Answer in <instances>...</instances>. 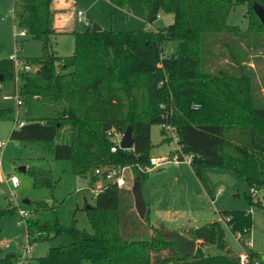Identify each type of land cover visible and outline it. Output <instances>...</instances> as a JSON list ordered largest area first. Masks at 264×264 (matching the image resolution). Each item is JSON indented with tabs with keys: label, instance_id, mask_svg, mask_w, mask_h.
<instances>
[{
	"label": "trees",
	"instance_id": "1",
	"mask_svg": "<svg viewBox=\"0 0 264 264\" xmlns=\"http://www.w3.org/2000/svg\"><path fill=\"white\" fill-rule=\"evenodd\" d=\"M111 1L125 5V0ZM141 1L147 23L157 19L160 9L172 13L173 22L142 31H78L73 54L60 56L50 40L58 33L52 0H15L14 21L41 41L42 55L26 61L38 68L20 71L18 85L13 62L0 59V121L23 122L13 127L10 138L39 142L55 159L70 161L90 186L98 179L97 167L130 165L145 199L149 172L142 168L151 158L150 127L165 123L175 128L180 151L191 155L198 177L204 167H221L250 187L264 188V100L249 65L252 58L259 64L257 56H264V24L252 8L254 2L264 6V0ZM238 3L247 5L246 31L227 23ZM172 41L174 50L165 52ZM129 125L134 144L122 149L107 133L124 132ZM162 130L163 140L171 139ZM30 174L36 187L53 186L48 170L34 167ZM132 207L128 189L107 185L93 204L84 206L92 233L77 228L74 216L64 225L57 215L38 217L35 211L25 223L29 239L66 233L72 242L49 248L34 264H242L236 254L224 251V225L239 234L248 256L244 264H255V252L245 243L252 229L246 210H221L220 220L188 234L223 253L208 255L198 246L193 255L181 258L162 227L151 226L155 235L150 237L139 231L149 223L148 210L140 220ZM51 208L57 211L56 205ZM15 209L0 207V216ZM18 260V253H8L0 264Z\"/></svg>",
	"mask_w": 264,
	"mask_h": 264
},
{
	"label": "rangeland",
	"instance_id": "2",
	"mask_svg": "<svg viewBox=\"0 0 264 264\" xmlns=\"http://www.w3.org/2000/svg\"><path fill=\"white\" fill-rule=\"evenodd\" d=\"M59 1L61 0H52L55 9H58L59 6L56 4ZM14 3L15 0H0V59L8 60L12 54L21 61L40 57L42 55L40 40L27 34L15 35L21 28L17 26L12 15ZM66 5L65 13L68 15L60 21V26L64 27L65 31L50 37L54 52L60 56L72 55L74 33L91 28L93 23L99 25L102 30L142 31L149 28L161 29L173 22L172 13L160 9L157 19L152 24L147 23V9L141 0H125V5L121 7L111 0H68ZM78 11H82L81 21H78ZM246 11L245 3L235 4L227 15V23L238 26L241 31H246L248 29ZM175 45L174 41L167 43L165 52L173 51ZM215 47L221 48L220 45ZM262 55L257 56L262 62L257 64L258 61L252 58L249 65L256 71L260 84L259 95L264 100V86L260 76V69L264 67ZM15 72L19 74L18 69ZM15 83L20 84L19 77ZM13 127V121H0V141L5 143L0 151V207L16 208L13 212L0 216V258L8 253H22V246L27 245L30 248L29 256L32 261H37L49 248L67 245L72 242V238L63 233L48 239L35 240L32 236L29 239L25 225L18 223L21 219L19 210H26L31 214L36 211L38 217L57 215L64 225L70 224L74 216L77 228L92 233L93 229L87 219L84 206L86 203H94V190L88 188L86 181L75 174L70 161L55 159L39 142L11 139L10 132ZM161 129L159 124L150 127V157L167 158L172 149L176 148L174 140L169 138L163 140ZM162 131L164 135H168L165 129ZM34 167L49 171L53 181L52 187L34 185V178L30 174V169ZM8 173L15 174L19 178V185L15 189L11 188L6 180ZM133 174L129 169L124 170L129 199L134 205L131 187ZM148 179L153 200L157 199L156 203H159V206L167 205L172 217L177 220L190 219L193 225L201 227L219 218L218 212L221 210L248 211L252 218V229L250 238L246 239L245 243L249 246L251 244L255 250L254 260L257 264H264V188L259 195L252 196L251 187L236 173L221 167H204L198 177L189 162L184 160L178 162L169 160L161 163L160 166L149 171ZM147 189L148 186L145 185V197ZM9 194H13V200L10 199ZM26 200L29 202H25ZM39 202H46L47 207L45 209L40 207ZM53 205L57 206L56 212L51 208ZM132 208L134 210V207ZM151 226L153 225L146 223L139 231L146 234V237L154 236ZM191 230L192 228L183 229V232L188 236ZM224 231L226 242L224 251L238 256L242 251L239 245L240 239H236L237 235L231 233L225 225ZM198 244L208 255L224 252L213 244L203 241ZM83 264L91 263L86 261Z\"/></svg>",
	"mask_w": 264,
	"mask_h": 264
},
{
	"label": "built area",
	"instance_id": "3",
	"mask_svg": "<svg viewBox=\"0 0 264 264\" xmlns=\"http://www.w3.org/2000/svg\"><path fill=\"white\" fill-rule=\"evenodd\" d=\"M81 16H82V11H78L77 12L78 21H81ZM15 35L25 36L26 31L24 29H21L19 32H16ZM9 60H11L13 62L14 71L18 69L19 73H20V71L34 73L38 68L37 65H32L26 61H21L18 57H16L13 54L9 56ZM18 77H19V74H16V72H15V81L16 82L18 80ZM197 106L198 105H195L194 108H197ZM21 125H23L22 121L14 123L15 128H18ZM160 127L162 129H165L168 133L167 136L175 141L176 148L172 149V151L169 153L167 158L151 157L149 164L146 165L144 168H142L143 170L148 171V172L151 171V169L160 166L161 163H164V162L169 161V160H172L174 162L183 161V160L190 162V159H191L190 154H182L181 153L180 147L177 144L178 137H177L175 128L173 126H171L170 124H165V123L160 124ZM107 134L113 139V141L117 142L118 146H119L120 140L122 139V136H123V132H116L114 130H111V131H108ZM4 144L5 143L3 141H0V150L3 148ZM112 149L114 150L115 147H113ZM180 153L182 155L181 158L179 156ZM125 169H129V171H132V167L130 165L122 166V167H116V166H100V167H97L94 170V174L98 176V179L94 183L93 186H90L88 184L87 178L82 177V179L84 181H86L88 188L94 190L93 197L95 198V196L99 192H101L109 184H115L118 187H126V179L124 177V170ZM132 173H133V171H132ZM132 180L134 183V174L132 176ZM7 181L9 182L11 188H13V189L18 187V185H19V178L15 174H9L7 176ZM133 183H131V187H132ZM260 191H261V189H259V188L251 187L250 192H251L252 196H257L260 194ZM9 195H10V199L13 200V194H9ZM19 212L21 215V219L19 220L18 223L20 225H25L26 220L29 217H31L32 214L26 210H19ZM238 237H239V234H237L236 239H238ZM6 246L8 247V245H6ZM250 246H251V244H250ZM22 248H23V252L18 253L19 254L18 264H34V260L32 261V258L29 256V253H30L29 246L23 245ZM238 258H239L240 263H242V264L248 262V256H247L246 252L243 251V249L238 254ZM255 264H257L256 261H255Z\"/></svg>",
	"mask_w": 264,
	"mask_h": 264
},
{
	"label": "water",
	"instance_id": "4",
	"mask_svg": "<svg viewBox=\"0 0 264 264\" xmlns=\"http://www.w3.org/2000/svg\"><path fill=\"white\" fill-rule=\"evenodd\" d=\"M253 11L255 12L256 16L260 20L262 24H264V6L260 3L254 2L252 5ZM102 28L93 23L91 26V31H101ZM134 144V138L132 134V126H128L124 132L122 139L120 140L119 146L122 149H131ZM132 195H133V202L135 212L140 219H143L146 213V203L143 197L142 185L138 177L134 179V183L132 185ZM25 202H29L26 200ZM38 205L40 207H45L46 202H39ZM164 238L174 244L179 251V255L181 258H185L187 256L193 255L196 251L197 244L196 241L187 237L178 231L175 230H167L164 231Z\"/></svg>",
	"mask_w": 264,
	"mask_h": 264
},
{
	"label": "crops",
	"instance_id": "5",
	"mask_svg": "<svg viewBox=\"0 0 264 264\" xmlns=\"http://www.w3.org/2000/svg\"><path fill=\"white\" fill-rule=\"evenodd\" d=\"M67 1L68 0H61L58 2V4H56V6L58 9H55V17H54V26L55 29L58 33H62L64 32L65 28L60 26V21L61 19H65V17H67V13H65L67 11ZM53 6V5H52ZM2 150V149H1ZM0 150V151H1ZM157 157H162V156H157ZM190 164V162H189ZM26 169V167H24V170ZM9 175V173L7 174V176ZM7 176H6V180H7ZM206 185V183H205ZM126 188V187H124ZM128 189V187L126 188ZM145 203H146V210H148V217H149V223L153 226H159V227H164L165 230H175L178 231L179 233L187 236L184 232L183 229H188V228H192V229H196L199 228L200 225H193L190 221V219L188 220H177L175 219V217H172V212L170 209H168L167 205L166 206H159V203H156L157 199L153 200V197L151 195L150 192V187H149V181H148V189H147V196L145 197ZM156 203V204H155ZM134 207V205H133ZM133 209V208H132ZM135 211V208H134ZM215 220H220V216L219 218H216ZM213 220V221H215ZM211 222V221H210ZM227 229L228 227L225 226ZM229 230V229H228ZM230 231V230H229ZM189 237V236H187ZM197 246L199 245L198 242H201L202 240L197 239L195 240ZM210 244V243H207ZM251 249L255 252V250L253 249L252 246H250ZM16 253V252H14Z\"/></svg>",
	"mask_w": 264,
	"mask_h": 264
}]
</instances>
